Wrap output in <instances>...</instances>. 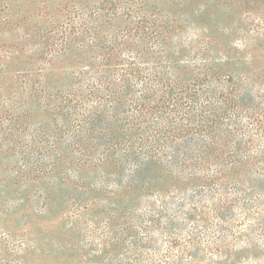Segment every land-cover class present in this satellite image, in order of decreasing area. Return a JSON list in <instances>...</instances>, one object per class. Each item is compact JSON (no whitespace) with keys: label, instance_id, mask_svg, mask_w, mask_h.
I'll return each mask as SVG.
<instances>
[{"label":"rangeland","instance_id":"1","mask_svg":"<svg viewBox=\"0 0 264 264\" xmlns=\"http://www.w3.org/2000/svg\"><path fill=\"white\" fill-rule=\"evenodd\" d=\"M143 29L172 41L173 60L196 65L208 48L214 70L234 79L244 107L224 131L237 164L225 163L220 191L152 165L143 192L84 194L49 155L37 165L61 128L45 90L90 63L89 44L118 34L122 56L141 51L124 36ZM0 264H264V0H0Z\"/></svg>","mask_w":264,"mask_h":264},{"label":"trees","instance_id":"2","mask_svg":"<svg viewBox=\"0 0 264 264\" xmlns=\"http://www.w3.org/2000/svg\"><path fill=\"white\" fill-rule=\"evenodd\" d=\"M71 33L66 44L77 36L75 29ZM118 36L105 44L87 45L90 63L67 66L71 78L55 93L45 90L50 96L47 107L60 120L61 128L57 137L47 135L48 141L43 143L47 153H38L37 165L43 159L47 162L49 155L51 167H65L84 194L88 190H109L111 195L124 190L128 194L136 187L143 192L152 186L148 176L152 165L184 182L201 181L220 191L217 179L228 167L225 163L237 164L233 154L225 151V121L231 109L244 107L233 77L214 70L208 48L196 55L195 62L200 63L192 65L190 59H171L164 48L172 41L167 43L162 35L130 30L124 37L131 40L130 46L141 43L142 50L122 56ZM54 96L57 99L52 103ZM249 116L253 122L258 120L252 112ZM33 141L41 149L40 139ZM233 148L238 152L240 145ZM112 174L124 178L111 187L103 186ZM96 177L98 183L91 180ZM37 199L48 203L49 191Z\"/></svg>","mask_w":264,"mask_h":264}]
</instances>
